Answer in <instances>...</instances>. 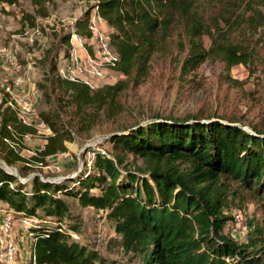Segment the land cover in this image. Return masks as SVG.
<instances>
[{"label": "trees", "instance_id": "16d2710c", "mask_svg": "<svg viewBox=\"0 0 264 264\" xmlns=\"http://www.w3.org/2000/svg\"><path fill=\"white\" fill-rule=\"evenodd\" d=\"M22 1L30 5V10L19 9L22 27L50 14V0L0 3L19 6ZM85 2L73 24L76 32L91 38L94 10L109 27L108 42L117 54L108 66L124 77L90 88L59 76L55 62L60 46L70 42V32L53 33L39 60L44 108L37 114L52 131L40 150L43 155L65 151L64 142L74 134L87 136L112 125L127 108L124 92L147 80L155 57L173 63L176 98L202 87L197 70L207 61L223 63L225 80L238 87L242 84L228 74L232 66L247 67L248 75L264 70L255 38L264 30V0ZM88 50L92 53L90 45ZM242 116L215 109L141 116L108 129L104 141L113 151L93 148L90 162L61 180L35 174L20 181L0 167V207L15 224L22 217L34 218L27 231L36 264H264V130L249 124L254 133L247 131ZM154 117L160 120L139 124ZM34 131L2 98L0 158L10 165L24 160L11 146ZM128 154L131 160H126ZM135 157L141 165L132 163ZM63 196L103 215L115 233L118 257L100 252L95 239L94 245L69 235L81 224ZM248 202L254 208L246 219L245 241L238 242L225 226L230 210ZM61 224L66 230L59 231Z\"/></svg>", "mask_w": 264, "mask_h": 264}, {"label": "rangeland", "instance_id": "374dc122", "mask_svg": "<svg viewBox=\"0 0 264 264\" xmlns=\"http://www.w3.org/2000/svg\"><path fill=\"white\" fill-rule=\"evenodd\" d=\"M49 6L50 14L46 17H37L35 22L37 30L28 33H24L25 27L21 26L19 20L20 8L30 10L27 1H22L19 6L8 7V10L3 7L0 9V14H10L11 16L7 20V17L4 18L10 27L6 30V35L0 34L2 40L0 42V101L5 98L8 101L19 103L21 100L25 101L30 98L37 113L44 108L41 89L38 86V82L43 76V67L39 61L43 51L52 41L53 33L60 31L67 33L74 30V21L82 15L87 3L85 0H50ZM89 23L92 25L91 38L83 41L81 45L77 42L74 44L69 42L70 48H68V44L61 45L55 67L61 58L68 56L73 50H77V53L79 51L89 52L88 45H90L93 52L97 49L96 44L108 40L109 30L94 14V10L91 11ZM8 32L9 34L13 33L12 36L7 37ZM5 37L9 41L8 44L4 42ZM255 38L258 42L256 49L261 56H264V30H260ZM65 51L69 53L66 54ZM7 54L11 56V60L7 58ZM173 66L168 58L155 57L147 80L142 85L129 86L124 92L122 100L127 108L115 122L108 128L103 125L91 131L87 136L74 134L73 140L64 142L65 151L51 155L40 153L46 141L44 136L47 134V131L42 127H37L36 132L24 134L20 142L15 140L19 142L18 144H14V147L11 146L15 152H19L24 160L8 164L15 168L11 171L17 172L21 178L28 177L29 179L37 174L52 181L59 176L76 173L75 169L80 168L84 162H90L93 148L100 147L108 152L113 151L111 144L104 141L108 129H119L136 118L149 117L163 111L174 115L198 114L214 109L217 113L223 110L231 111L243 115L239 121L244 126L256 124L264 130V70L259 68L252 75H248L247 67L241 64L232 66L228 74L242 84L241 87H238L225 80L226 71L223 63L207 61L197 70L196 78L202 80V87L190 90L182 98H176ZM123 77L116 71L108 70L107 78L104 79L103 84L114 83ZM18 79L20 83H17ZM131 159L132 155L128 154L126 160ZM0 160L3 159L0 158ZM132 161V163L141 165L139 157H135ZM56 166L59 167L58 170H56ZM66 173L68 174L66 175ZM63 197L68 202L72 213L80 221V228L76 231L79 239L90 241L94 245L96 243L100 252L107 256L118 257L119 248L115 233L103 215L92 208L81 206L72 197ZM253 208L254 203L248 202L244 208L230 210L232 218L225 226V232L238 242L245 241L246 219L251 216ZM1 235L3 236V234ZM9 238H12L16 244L15 264H29L30 246L21 224L12 226ZM92 239H95L96 242L94 243Z\"/></svg>", "mask_w": 264, "mask_h": 264}, {"label": "built area", "instance_id": "2783aa9c", "mask_svg": "<svg viewBox=\"0 0 264 264\" xmlns=\"http://www.w3.org/2000/svg\"><path fill=\"white\" fill-rule=\"evenodd\" d=\"M98 18L101 19L100 17ZM26 27L24 33L37 30L35 25L29 28ZM89 28L92 31V25L90 23ZM83 41H86V38L80 36L74 27V30L70 32V42L72 44L77 42L79 45H81ZM96 48V51H93L92 53L84 51L77 53V50L70 52L68 56L61 58V60L57 62V74L69 80L82 81L90 88L101 86L104 82V79L107 78L108 70H111L108 65L113 64V62L117 59V54L114 50H112L113 48H111L108 40L100 41L98 44H96ZM6 56L9 59L11 57L9 54ZM17 83H20L19 79L17 80ZM6 102L7 105H9L16 112L17 118L21 123L31 126L34 128L35 132L37 127L44 128L47 131L44 139H46L48 135L52 134L51 129L34 110L33 102L30 100V98L25 101L21 100L19 103L12 100H6ZM98 150L104 152V149L100 147ZM58 169L59 167L56 166V170ZM33 222L34 218L31 217H22L20 219L23 232L29 239V246L31 233L27 231V227L32 225ZM14 224L15 222L11 218V213L8 210L0 207V264H15L16 244L12 238H9L11 228ZM58 229L59 231H63L66 230V227L61 224ZM68 233L75 239L79 238L76 231L69 230ZM1 234H3V236ZM29 261L30 264H36L35 255L31 248L29 252Z\"/></svg>", "mask_w": 264, "mask_h": 264}, {"label": "water", "instance_id": "95a60500", "mask_svg": "<svg viewBox=\"0 0 264 264\" xmlns=\"http://www.w3.org/2000/svg\"><path fill=\"white\" fill-rule=\"evenodd\" d=\"M150 120H160V118H158V117H154V118H149V119H146V120H143V121H141L139 124H143V123H145V122H148V121H150ZM211 120V119H210ZM203 121H205V122H207L208 120L207 119H203ZM233 124H238V123H233ZM244 129H246L247 131H249V132H251V133H254L252 130H251V128L249 127V126H242ZM123 132H125V131H123ZM117 133H121V132H117ZM0 167H2V168H4L6 171H8V172H10V173H13L20 181H26L27 179H28V177H26V178H21L19 175H18V173L17 172H12V171H9L7 168H11V169H13V170H15V168L14 167H12V166H9L5 161H3V160H0ZM73 174H76V173H73ZM73 174H69V175H67V176H59V177H57V178H54L53 179V181H56V180H61V179H63V178H66V177H70L71 175H73ZM48 180V179H47Z\"/></svg>", "mask_w": 264, "mask_h": 264}, {"label": "crops", "instance_id": "0c3cea01", "mask_svg": "<svg viewBox=\"0 0 264 264\" xmlns=\"http://www.w3.org/2000/svg\"><path fill=\"white\" fill-rule=\"evenodd\" d=\"M2 7L5 9V10H8V7H11V6H9V5H7V4H4V3H0V9H2ZM16 14H18L17 12H16ZM16 16H18V15H16ZM5 17H7L6 18V20L8 19V18H11V16H10V14L8 15V14H4V13H1L0 14V34H3V36H5L6 34V30H8V28H10L7 24H6V22H5ZM101 20V22L106 26V28L108 29V30H110L109 29V27L106 25V23L102 20V19H100ZM8 26V27H7ZM12 34L13 33H10L9 34V32H8V34H7V37L9 36H12ZM7 37H5V40H4V42L5 43H7L8 44V42L9 41H7ZM1 38V37H0ZM9 39V38H8ZM2 40L0 39V42H1ZM2 48V47H1ZM78 53H81V51H79ZM26 236V235H25Z\"/></svg>", "mask_w": 264, "mask_h": 264}, {"label": "bare ground", "instance_id": "6f19581e", "mask_svg": "<svg viewBox=\"0 0 264 264\" xmlns=\"http://www.w3.org/2000/svg\"><path fill=\"white\" fill-rule=\"evenodd\" d=\"M9 171H11L12 169L11 168H7Z\"/></svg>", "mask_w": 264, "mask_h": 264}]
</instances>
